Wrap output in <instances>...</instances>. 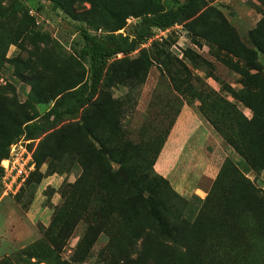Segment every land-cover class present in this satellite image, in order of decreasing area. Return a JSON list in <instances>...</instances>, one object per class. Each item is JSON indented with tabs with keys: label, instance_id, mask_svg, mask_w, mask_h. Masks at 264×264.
I'll return each mask as SVG.
<instances>
[{
	"label": "rangeland",
	"instance_id": "374dc122",
	"mask_svg": "<svg viewBox=\"0 0 264 264\" xmlns=\"http://www.w3.org/2000/svg\"><path fill=\"white\" fill-rule=\"evenodd\" d=\"M137 5L0 0V135L27 119L41 122L57 89L71 93L87 80L88 67L73 52L79 29L105 38L113 31L108 12H125L131 17L115 34L131 36ZM206 29L230 40L233 53L203 37ZM134 60L145 70L128 77L122 61ZM109 67L99 109L57 128L71 129L73 149L58 151L51 139L38 150L44 137L11 145L29 153L35 167L11 192L0 176V264H264V0H202L194 14L153 31ZM183 109L211 134L202 129L185 168L163 178L155 164ZM229 144L249 171L240 159L239 173L224 158ZM109 169L122 175L110 204L99 186Z\"/></svg>",
	"mask_w": 264,
	"mask_h": 264
},
{
	"label": "trees",
	"instance_id": "16d2710c",
	"mask_svg": "<svg viewBox=\"0 0 264 264\" xmlns=\"http://www.w3.org/2000/svg\"><path fill=\"white\" fill-rule=\"evenodd\" d=\"M49 1L54 3L57 2V0ZM201 1L202 0H183L182 2H178L173 0L174 6L170 9L167 8L169 0H138L137 13L135 15L138 22L134 26L133 34L131 36L115 34L126 27L127 20L131 17L130 14L125 12H108L109 18L113 24V31H111V34L105 38L101 39L83 29H79L77 31L79 40L75 43L73 52L79 60L86 63L88 67L87 80L83 82L80 81L71 89H68V91H73L71 93H66L67 90L57 89L53 94V99H59L50 110L43 114L41 122H34L35 119H27L23 123L17 124L10 130L3 132L0 135V163L8 157L9 147L22 137H25L28 140H36L44 137L38 144V150L45 144H49L51 139L56 141L55 146L58 151H62L63 147L66 146L68 149H73L74 145L69 141L71 129L68 127L67 129L61 128L58 130L57 128L65 122H72L78 119L79 115L86 109L89 110L90 108H96V111L99 109L101 89L111 70V67H109V61L118 56L128 57L134 54L148 41L153 31L163 32L178 25L185 17L196 12ZM222 30L227 34V37L231 38L226 26H222ZM203 37H206L212 44L219 46L228 53H233L230 40H225L224 37H220L208 29L204 30ZM124 64L128 66V77L138 75L141 71L145 70V68L141 70L138 68L137 60L131 62L122 61V65ZM119 82L116 83V85L122 83L121 81ZM240 101L244 107L251 110L249 105L243 99ZM105 105L107 106L108 103ZM98 117L101 122L107 121V115L105 112H99ZM255 119L256 118H254L253 114V118L248 121L249 124L252 125ZM82 132L88 138L93 140L96 139L93 138L88 127L83 128ZM228 147L240 157L250 170L246 159L241 153H239L236 147L230 144ZM46 150L51 151V148L47 147ZM229 162L236 170H238L231 161ZM238 172L240 173L239 170ZM2 174L3 171L0 168V176H2ZM101 177L99 186L104 193V196L108 199V204H110L112 199L108 198L109 193L114 191L113 189L116 187L122 189V175L119 172H114L112 169H109L107 172L104 171V173H101ZM71 200L73 202V196H70L68 199V205H70ZM74 200L77 202V199H75V193ZM149 201L150 203L155 204L152 196L149 197ZM152 204L150 205V208H152ZM61 213H63V211H60V214ZM151 213L155 217L159 229L171 238V232L160 220L155 209H152ZM120 215L122 216V203L120 207ZM66 225L67 223L65 221L60 225V228L58 229L60 235L65 232Z\"/></svg>",
	"mask_w": 264,
	"mask_h": 264
},
{
	"label": "crops",
	"instance_id": "0c3cea01",
	"mask_svg": "<svg viewBox=\"0 0 264 264\" xmlns=\"http://www.w3.org/2000/svg\"><path fill=\"white\" fill-rule=\"evenodd\" d=\"M202 129L207 132V135L211 134L193 110L183 109L164 143L155 164V171L163 178H168L178 166L185 168L184 165L190 153L191 144L197 139L199 140L201 136H204ZM222 152L224 153V158L229 159L238 169L240 165L238 159L240 157L229 147H227V150L222 149ZM242 163L245 165L243 161ZM245 168L246 171H249L246 165ZM209 169L211 171V168Z\"/></svg>",
	"mask_w": 264,
	"mask_h": 264
},
{
	"label": "built area",
	"instance_id": "2783aa9c",
	"mask_svg": "<svg viewBox=\"0 0 264 264\" xmlns=\"http://www.w3.org/2000/svg\"><path fill=\"white\" fill-rule=\"evenodd\" d=\"M0 168L3 171V179L9 182L6 189L11 192L18 189L34 171V162L31 155L21 147L11 146L8 157L1 161Z\"/></svg>",
	"mask_w": 264,
	"mask_h": 264
}]
</instances>
